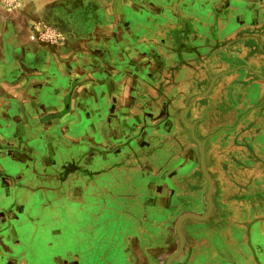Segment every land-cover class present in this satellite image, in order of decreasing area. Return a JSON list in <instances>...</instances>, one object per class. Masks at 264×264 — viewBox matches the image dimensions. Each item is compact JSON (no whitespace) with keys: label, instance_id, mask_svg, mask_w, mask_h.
<instances>
[{"label":"rangeland","instance_id":"rangeland-1","mask_svg":"<svg viewBox=\"0 0 264 264\" xmlns=\"http://www.w3.org/2000/svg\"><path fill=\"white\" fill-rule=\"evenodd\" d=\"M120 1L0 0V68L16 67L0 76L13 83L2 92L40 105L36 180L64 200L57 220L19 223L3 215L5 191L0 264H165L181 219L169 264L253 263L264 222V9L134 0L151 6L152 22L149 41L125 44L129 59L75 45V22L87 20L75 5ZM138 45L150 61L134 59Z\"/></svg>","mask_w":264,"mask_h":264},{"label":"crops","instance_id":"crops-1","mask_svg":"<svg viewBox=\"0 0 264 264\" xmlns=\"http://www.w3.org/2000/svg\"><path fill=\"white\" fill-rule=\"evenodd\" d=\"M232 3L234 8L239 10L257 12L264 9V0H232ZM115 10H118L120 14L113 15L111 11ZM77 11L80 15L85 13L87 20L79 25L80 20L75 22V26L79 27L75 31V45L88 43L94 51L100 50L99 55L103 58L107 53L113 59H129L124 49L125 44H142L149 41L146 34L152 22L149 18L152 11L151 6H140L134 0H122L120 3L114 2L113 4L88 2L85 5H75V12ZM86 12H92L90 14L97 17L95 21L90 20V14L86 16ZM134 51L137 53L134 59L149 61L152 59L150 55H144L139 45ZM152 65L151 62V67ZM15 71V66L0 68V76L15 74ZM48 74L53 76L50 77V84L47 85L59 87L57 80L59 72L55 70L54 73L49 72ZM149 76L150 79L153 78ZM12 84L0 83V175L3 180L0 183V196L7 191L12 198V206L9 204V196L6 207H2V212L13 221L19 220V223L35 220L49 224L61 216L64 200L58 199V195L49 183L46 182L45 186H38L37 180L39 179L35 175L39 162L37 156L40 157V153L31 147L29 140L33 137L32 123L40 117L41 108L30 98L17 99L12 93L5 95L2 91L11 92ZM114 85L116 86V83ZM121 85L120 83L119 89H122ZM58 90L56 89L57 92ZM0 201H3V197H0ZM255 225H258L253 228L255 238L252 240L253 244L250 243L253 255L251 264H264V222ZM223 264L228 263L223 262Z\"/></svg>","mask_w":264,"mask_h":264},{"label":"water","instance_id":"water-1","mask_svg":"<svg viewBox=\"0 0 264 264\" xmlns=\"http://www.w3.org/2000/svg\"><path fill=\"white\" fill-rule=\"evenodd\" d=\"M210 192H211V183L209 182V188H208V190H207V201H208L209 206H210V200H209V194H210ZM185 217L199 218V217H194V216H185ZM185 217H183V218H185ZM202 218H203V217H202ZM202 218H199V219H202ZM181 220H182V219H181ZM181 220H179V222H178V224H177V231H178V234H179V236H180V247H179V249L177 250V252H176L175 254L169 256V257L166 259L165 264H169L170 261H171L174 257L177 256V253L179 252V250H180V248H181V246H182V242H183V240H182V237H181V235H180V233H179V230H178V228H179V223H180Z\"/></svg>","mask_w":264,"mask_h":264}]
</instances>
